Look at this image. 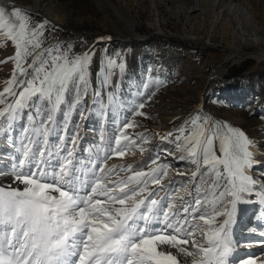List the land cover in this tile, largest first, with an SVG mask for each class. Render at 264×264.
I'll return each mask as SVG.
<instances>
[{
  "label": "rangeland",
  "instance_id": "rangeland-1",
  "mask_svg": "<svg viewBox=\"0 0 264 264\" xmlns=\"http://www.w3.org/2000/svg\"><path fill=\"white\" fill-rule=\"evenodd\" d=\"M5 1L0 0V7L7 11L20 8L29 15L30 27L47 21L41 48L59 47L69 58L91 53L86 72V93L81 90L77 97L70 89L60 110L52 113L54 123L49 125L47 145L52 153L51 159L62 160L67 155L60 151L62 148L72 150L73 164L77 173L81 172L78 175H83L82 179L89 183V175L94 172L100 175L97 169L101 166L106 171L123 169L111 177L119 180L126 179L134 171L148 172L157 165L166 164L167 176L159 186L149 184V190L155 192L153 198L164 205L177 192L188 194L187 202L178 200L173 204L176 208L172 211L182 216L180 210L190 205L195 196L206 192L214 176L205 173L203 181L193 184L201 169L194 178L196 166L188 159H181L186 153L178 151L174 143L161 137L171 132L174 139L179 134L177 129L186 124L190 126L191 119L196 116L208 117L213 125L226 123L238 128L252 141L250 150L258 163H254L248 173L258 186L255 183L251 193L241 194V201L237 202L230 221L231 230L236 227L231 238L235 242L230 245L228 239L222 237L230 249L224 260L225 264H242L248 260V255L254 253L264 259V246L254 252L260 248L245 245L261 242V237L250 233V229L261 227L264 219L263 207L259 205H264L259 198L264 196V57L257 61L251 55L235 54L232 57L229 54L237 48L244 53L264 51L262 44L254 46L253 43L254 37L264 33V0H194L191 6L187 4L188 13L172 10L181 0H160L156 7L151 0H113L122 4L126 15L138 23L133 31L124 28L114 16V23L107 19L109 9L101 10L95 0H8L10 4ZM24 6L37 11H27ZM53 18L61 24L53 22ZM157 21L161 29L157 28ZM14 54L13 44L0 39V61H6L0 63V91L14 71V61L9 59ZM30 58L27 57V63ZM108 60H114L115 65L109 66ZM18 79L22 77L18 76ZM7 99L8 102L12 100L11 97ZM141 103L144 104L142 109L139 108ZM38 106L44 109L36 116L39 125L49 110L42 102L22 109L14 120L7 123L0 120V153L9 150L7 155L17 157L14 165L23 158L24 129H28V136L32 135L33 121L29 117L35 115ZM126 122L132 127L125 129ZM124 134L133 137L135 144L119 157L122 159L119 163H109L102 158L95 160L92 150L96 153L107 150L118 157L114 154L115 140H121L123 149L127 144ZM141 136L147 138V143L141 144ZM73 139L80 144L78 151L72 145ZM33 140L37 138L33 137ZM42 143L40 140L36 146ZM8 144L9 148L5 146ZM141 146L143 151H140ZM217 146L218 141L214 147L216 154L220 155ZM154 160L157 164H153ZM1 184L17 186L12 175L3 178ZM193 185L198 191H194ZM208 199H212L211 195ZM229 200V197L224 198L226 209L219 204L216 206L220 211H226L230 208ZM204 211L201 209L200 214ZM211 211L212 205L209 204L208 214ZM222 218L228 217H216L210 226L198 218L193 220L191 214L187 219L188 223L206 230L219 228ZM195 235L199 243H206L201 238V230ZM178 259L183 257L178 256ZM181 262L190 264L184 259ZM256 264L261 262L256 261Z\"/></svg>",
  "mask_w": 264,
  "mask_h": 264
},
{
  "label": "snow or ice",
  "instance_id": "snow-or-ice-1",
  "mask_svg": "<svg viewBox=\"0 0 264 264\" xmlns=\"http://www.w3.org/2000/svg\"><path fill=\"white\" fill-rule=\"evenodd\" d=\"M45 24L47 21L30 27L29 15L20 8L7 11L0 7V39L10 41L15 49L14 56L9 58L14 61V71L0 91V120H14L32 103L42 102L49 109L39 125L36 116L44 109L38 106L35 115L29 117L33 121L31 136L24 129L23 158L11 173L17 186L0 184V264H182L177 254L165 248L191 258L190 264H225L230 249L221 232L230 223L241 194L251 193L256 183L248 173L258 163L250 150L252 141L238 128L226 123L213 125L200 116L191 119L190 126L177 129L179 134L174 139L171 132L161 137L186 153L181 159H188L198 171L203 168L214 176L208 190L180 210L182 216L172 211V203L162 204L153 198L155 192L149 190V184L159 186L167 176L166 164L148 172L134 171L119 180L111 177L123 169L106 171L101 166L97 169L101 174L94 172L89 183L77 174L73 151L62 148L60 151L67 155L48 171L45 156H52L47 149L49 125L54 123L52 113L60 110L70 89L77 97L81 90L86 93L91 53L69 58L59 47L37 51L42 47ZM29 56L33 57L31 63H27ZM115 63L108 60L109 66ZM143 107L141 103L139 108ZM123 127L132 125L126 122ZM40 140L42 145L36 146ZM124 140L127 144L123 149L121 140H115L114 154L118 157H123L128 147L135 144L134 138L126 134ZM140 140L141 144L147 143L144 136ZM216 141L220 155L216 154ZM143 150L141 146L140 151ZM193 189L198 191L195 185ZM225 197L230 198V211H220L216 206L226 209ZM209 204L211 214L207 212ZM201 209L204 214H200ZM189 214L208 226L216 217L228 219L219 228L202 230L199 225L188 223ZM197 230H201L206 243H198ZM242 264L256 261L248 259Z\"/></svg>",
  "mask_w": 264,
  "mask_h": 264
},
{
  "label": "bare ground",
  "instance_id": "bare-ground-1",
  "mask_svg": "<svg viewBox=\"0 0 264 264\" xmlns=\"http://www.w3.org/2000/svg\"><path fill=\"white\" fill-rule=\"evenodd\" d=\"M2 1L4 2V0H2ZM95 1L101 10H103L104 8L109 9V10H107L108 11L107 19L111 20L112 22H113L112 17L114 16L118 19V22H120L124 28H127L128 30L130 29V31H133V29L136 26H138V23L132 17H130L129 15H126V13L123 11L122 6H121L122 4L120 5V4H118V2L113 1V0H95ZM6 2L8 3V0H6L5 3ZM151 2L154 5V7H156L158 4H160L159 3L160 0H151ZM194 3H195L194 0H181L179 2V5L172 7V10L175 13L176 12L177 13H188L187 11H188L189 6H187V4H190V6H191ZM213 3H212V5L214 7ZM8 4H10V3H8ZM225 6H226V8L229 7V5H224V7ZM23 8L27 11H34V12L37 11L36 8H33L31 6H24ZM53 22H55L56 24H61V22L57 18H53ZM156 26L158 29H161L160 23L158 21L156 23ZM239 30H241V28H239ZM241 33H243L242 30H241ZM182 39H184V38H182ZM196 39H198V38H196ZM243 39L245 40V38H243ZM253 43L255 44V45L253 44L254 46H257L260 44H262L264 46V33H262L258 37H254ZM259 47L262 48L261 46H259ZM229 54L232 57H234L235 54L238 56L242 55L245 57H249L251 55V56H254L257 59V61L259 60V58L264 57V51L261 49L259 51L253 52V53H249V52L244 53L243 51H241V49L237 48V49L232 50L231 53H229ZM257 56H259V57H257ZM54 114H55V112H54ZM60 140H62V138ZM72 145H74V147H76V151H78L77 148L80 147V144H77V141H75V143H73ZM5 146L10 147V144L5 145ZM218 149H219V142H218V146H217V150ZM3 151H2V153H0V172H3L4 174L0 175V184H1L3 178L6 179L7 177L10 176V174L12 173V170H13L12 165H14L17 162L16 160H15L16 162L14 161V159H16L17 157H14L13 155H7L6 154L7 151H9V150H6L4 152ZM91 152H92V156L95 158V160L102 158L103 160H107L109 163H113V164H117L122 160L119 157L112 156L111 152H109L107 150L106 151L102 150L101 153H96L94 150H92ZM218 153H219V151H218ZM99 155H100V157H99ZM51 158H52L51 156H47V155L45 156V160L48 161V164L45 167L47 168L48 171H51L52 168H55L57 166V163H58L56 159H54V158L51 159ZM59 161H62V160H59ZM25 170H27V169H25ZM256 185L258 186L257 183H256ZM165 188L164 189L167 190L168 187L165 186ZM85 191H87V189H85ZM81 194H83V192ZM180 197H183L184 201L181 200ZM188 198H189L188 194H185V193L181 194L180 192H177L175 195L170 197V199L168 200L167 203L174 204V201L178 202V200H181L182 202H187ZM262 202H264V200H262ZM174 208H176V207L174 206ZM226 219H228V218H226ZM225 220H223V218H222L220 221V225H222ZM161 227H162V225H161ZM235 231H236V227H234L233 230H231L230 223H228L227 225H224V230L221 232V237H226V239H228V244L233 245L235 241L233 242L231 240V238H232L233 234H235ZM251 232H252V234L256 235L257 237H261V242L257 241V242H255V244L253 242H249L250 244L248 243L246 247H251L250 245L252 243H253L255 248L263 247L264 246V230L263 231L252 230V231H250V233ZM168 249H171L172 251L176 252L175 249H172V248H168ZM189 249L192 250L190 245H189ZM259 250H261V248L254 250V252H258ZM251 251H253V250H251ZM176 254L179 257L180 256L183 257L184 261L190 262L191 258H186L182 254H178L177 252H176ZM248 256H249V257H247L248 259H254L255 261H260L261 264L263 263L264 259H261V256H257L256 253H254V255H252V256H250V255H248ZM198 259H199V257H198Z\"/></svg>",
  "mask_w": 264,
  "mask_h": 264
},
{
  "label": "trees",
  "instance_id": "trees-1",
  "mask_svg": "<svg viewBox=\"0 0 264 264\" xmlns=\"http://www.w3.org/2000/svg\"><path fill=\"white\" fill-rule=\"evenodd\" d=\"M205 173L207 174V170L202 168L200 170L199 177H198V179L195 182L196 184H199L201 181H203L206 178V174Z\"/></svg>",
  "mask_w": 264,
  "mask_h": 264
},
{
  "label": "water",
  "instance_id": "water-1",
  "mask_svg": "<svg viewBox=\"0 0 264 264\" xmlns=\"http://www.w3.org/2000/svg\"><path fill=\"white\" fill-rule=\"evenodd\" d=\"M52 43H50V44H48V45H51ZM49 46H47V47H43V48H41V49H39L38 51H43L44 49H47ZM32 59H33V57L31 56V58H30V63H31V61H32ZM16 91H17V89H16ZM203 108V106H202V104H201V109ZM205 113V112H204ZM206 114V113H205ZM208 118V117H207Z\"/></svg>",
  "mask_w": 264,
  "mask_h": 264
}]
</instances>
